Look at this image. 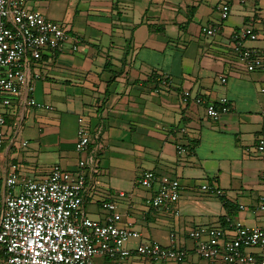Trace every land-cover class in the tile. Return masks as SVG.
Returning <instances> with one entry per match:
<instances>
[{
    "label": "crops",
    "instance_id": "1",
    "mask_svg": "<svg viewBox=\"0 0 264 264\" xmlns=\"http://www.w3.org/2000/svg\"><path fill=\"white\" fill-rule=\"evenodd\" d=\"M221 3L229 6L223 20ZM26 5L63 26L69 37L60 50L45 49L29 63L30 75L38 73L32 96L43 107L24 106L13 96L4 108L0 186L11 163L18 165L20 181L42 180L53 165L81 169L86 216L104 221L108 212L102 202L114 201L122 215L118 225L141 234L128 246L154 240L189 251L181 261L95 256V264H223L196 256L188 232L226 226L227 218L264 228V210L257 207L264 195V155L255 149L264 139V71L249 72L239 64L231 40L233 31L250 25L257 37L243 44L264 51V0H31ZM203 27H214L215 34L206 35ZM163 75L171 78L168 85L160 83ZM184 90L210 101L224 96L231 109L213 120L202 105L180 101ZM79 118L89 130L83 152L74 148ZM19 135L28 146L17 152ZM79 160L85 162L82 168ZM146 169L179 181L175 205L146 204L157 187L137 183ZM205 183L222 195L203 191Z\"/></svg>",
    "mask_w": 264,
    "mask_h": 264
},
{
    "label": "built area",
    "instance_id": "2",
    "mask_svg": "<svg viewBox=\"0 0 264 264\" xmlns=\"http://www.w3.org/2000/svg\"><path fill=\"white\" fill-rule=\"evenodd\" d=\"M31 0H0V148L5 141L4 108L13 96H20L21 104L43 107L32 96L38 77L29 73L31 60L40 59L45 49L60 50L69 37L65 28L46 18L42 13L27 7ZM220 18L229 15V6H217ZM206 35L215 34L214 27H203ZM256 34L250 25L233 31L232 50L239 64L251 71H264V51L249 48L245 39L255 40ZM77 42L71 49H77ZM162 85L171 78L163 75ZM225 82V78H220ZM264 96V87L260 88ZM183 104L193 102L202 105L207 117L216 120L231 109L229 101L222 96L214 101L184 90L180 96ZM264 121V108L260 110ZM74 148L83 152L89 144V130L78 119ZM255 149L264 155V139L259 138ZM178 150L184 148L178 146ZM85 162L79 160L82 168ZM137 183L144 188L156 189L145 202L154 208L175 205L180 194V183L168 176L157 177L150 169L142 171ZM85 176L81 169L68 171L53 165L42 180L19 181L18 165L11 163L6 169L0 186V255L1 264H95V256L124 259L140 257L151 261H181L189 251L178 247H165L154 240L139 241L134 246L127 244L140 239L139 231L118 225L121 213L114 201L102 202L108 213L104 221L85 215L82 190ZM201 189L221 196L222 190L205 183ZM122 195V194H121ZM243 206H240L242 208ZM257 207L264 210V195L258 197ZM178 214V210L174 211ZM226 226H197L188 232L195 245L193 253L202 259H219L223 264H264V228L250 226L240 220L227 218Z\"/></svg>",
    "mask_w": 264,
    "mask_h": 264
},
{
    "label": "rangeland",
    "instance_id": "3",
    "mask_svg": "<svg viewBox=\"0 0 264 264\" xmlns=\"http://www.w3.org/2000/svg\"><path fill=\"white\" fill-rule=\"evenodd\" d=\"M23 143V144H22ZM28 146L27 140H24L20 137V135L18 136V138L14 141V149L17 152H20L22 150H24L26 147ZM19 164H20V160H18ZM20 181V180H19ZM1 264V263H0Z\"/></svg>",
    "mask_w": 264,
    "mask_h": 264
},
{
    "label": "trees",
    "instance_id": "4",
    "mask_svg": "<svg viewBox=\"0 0 264 264\" xmlns=\"http://www.w3.org/2000/svg\"><path fill=\"white\" fill-rule=\"evenodd\" d=\"M2 262V256L0 255V263Z\"/></svg>",
    "mask_w": 264,
    "mask_h": 264
}]
</instances>
